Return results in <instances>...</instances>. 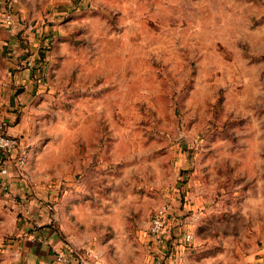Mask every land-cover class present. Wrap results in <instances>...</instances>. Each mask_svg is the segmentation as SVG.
Instances as JSON below:
<instances>
[{"label": "rangeland", "instance_id": "374dc122", "mask_svg": "<svg viewBox=\"0 0 264 264\" xmlns=\"http://www.w3.org/2000/svg\"><path fill=\"white\" fill-rule=\"evenodd\" d=\"M217 2L0 0V117L34 69L49 213L98 264H147L159 209L179 261L264 264V39ZM15 223L0 211V255Z\"/></svg>", "mask_w": 264, "mask_h": 264}, {"label": "crops", "instance_id": "0c3cea01", "mask_svg": "<svg viewBox=\"0 0 264 264\" xmlns=\"http://www.w3.org/2000/svg\"><path fill=\"white\" fill-rule=\"evenodd\" d=\"M230 16L214 17V20L236 18L245 21L246 27L252 26L264 39V0H218ZM20 60V66L23 63ZM24 64V63H23ZM24 66V65H23ZM35 70L21 68L13 76H8L9 84L5 87L2 98L3 132L7 135L22 137L34 144L30 138L32 111L37 108V98L42 90L34 80ZM28 164L21 170L9 165L7 179L9 194L0 192V211L5 216H14L16 239L11 241L0 255V264H59L55 259L57 251H66L67 246H84L83 241L75 236L65 216H53L49 213L52 187H47L46 175L40 168V160L48 151V146L37 154L34 147ZM44 180V181H43ZM89 248V247H88ZM90 249V248H89ZM147 264H186L179 261L177 251L170 247H152ZM91 250L90 261L95 262Z\"/></svg>", "mask_w": 264, "mask_h": 264}, {"label": "built area", "instance_id": "2783aa9c", "mask_svg": "<svg viewBox=\"0 0 264 264\" xmlns=\"http://www.w3.org/2000/svg\"><path fill=\"white\" fill-rule=\"evenodd\" d=\"M2 20L5 25L12 26L13 18L8 9L3 11ZM35 82L41 83L40 76H35ZM32 147L33 144L23 140L22 137L5 134L3 132V122L0 120V192L2 194H9V187L6 181L11 175L9 173V165L17 170L24 168L31 158ZM166 222L165 209H159L151 216L147 235L156 247H167ZM191 238L190 234H185L182 237V241H190ZM90 257L91 250L84 246L69 245L66 251H57L55 253V259L59 264H93L90 261Z\"/></svg>", "mask_w": 264, "mask_h": 264}]
</instances>
